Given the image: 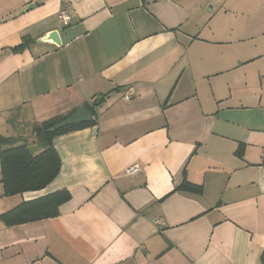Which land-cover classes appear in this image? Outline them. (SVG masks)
<instances>
[{
    "label": "crops",
    "instance_id": "0c3cea01",
    "mask_svg": "<svg viewBox=\"0 0 264 264\" xmlns=\"http://www.w3.org/2000/svg\"><path fill=\"white\" fill-rule=\"evenodd\" d=\"M53 29L60 46L37 41ZM97 98L96 125L52 139L47 186L0 184V214L70 193L0 220V264H264V0H0V136Z\"/></svg>",
    "mask_w": 264,
    "mask_h": 264
},
{
    "label": "trees",
    "instance_id": "16d2710c",
    "mask_svg": "<svg viewBox=\"0 0 264 264\" xmlns=\"http://www.w3.org/2000/svg\"><path fill=\"white\" fill-rule=\"evenodd\" d=\"M32 42L29 36H23L19 44L13 46V51H21ZM95 100L84 103L91 114L88 121L70 124L55 131H50L57 122L67 118L73 112L59 115L36 123L32 126L31 133L42 144V148L33 153L25 143L14 144L11 137L0 136V184L2 196L21 194L25 191H36L47 186L58 174L61 161L55 150L52 139L64 133L78 130L97 123L94 113ZM240 153V151H238ZM176 189L193 193H200L202 186L186 179L176 186ZM70 198L66 189L25 200L15 207L0 214V220L7 226L54 217L59 213V206ZM264 262V255H261Z\"/></svg>",
    "mask_w": 264,
    "mask_h": 264
},
{
    "label": "water",
    "instance_id": "95a60500",
    "mask_svg": "<svg viewBox=\"0 0 264 264\" xmlns=\"http://www.w3.org/2000/svg\"><path fill=\"white\" fill-rule=\"evenodd\" d=\"M37 41L44 42V43H51L55 46H60L62 44L61 36L59 34V31L56 29L45 32L43 35L37 38ZM99 103H100V98H97L95 100V105H98ZM90 119H91L90 112L87 110V108L84 105H81L77 108L75 112H73L67 118L54 124L52 127L49 128V130L55 131L61 127H64L70 124L88 121Z\"/></svg>",
    "mask_w": 264,
    "mask_h": 264
},
{
    "label": "built area",
    "instance_id": "2783aa9c",
    "mask_svg": "<svg viewBox=\"0 0 264 264\" xmlns=\"http://www.w3.org/2000/svg\"><path fill=\"white\" fill-rule=\"evenodd\" d=\"M64 3L67 2V0H63ZM57 20L59 22V24L61 25V27H65L70 23V15L69 12L67 10L66 7L62 6L58 12H57ZM132 94V89H129V92H126L124 95V99H129V96ZM139 170V164L134 163L132 165H130L129 167H127L125 169V172L128 174H135L137 173ZM156 222L160 225L163 224V222L161 220H156Z\"/></svg>",
    "mask_w": 264,
    "mask_h": 264
},
{
    "label": "rangeland",
    "instance_id": "374dc122",
    "mask_svg": "<svg viewBox=\"0 0 264 264\" xmlns=\"http://www.w3.org/2000/svg\"><path fill=\"white\" fill-rule=\"evenodd\" d=\"M24 143L27 144L28 148L33 153L39 151L42 148L41 142L32 134L29 138H26Z\"/></svg>",
    "mask_w": 264,
    "mask_h": 264
}]
</instances>
